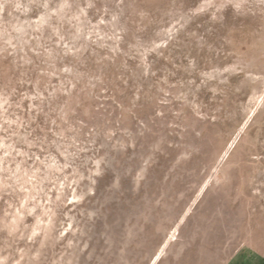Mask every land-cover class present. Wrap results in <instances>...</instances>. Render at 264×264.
Returning <instances> with one entry per match:
<instances>
[{"label":"rangeland","instance_id":"obj_1","mask_svg":"<svg viewBox=\"0 0 264 264\" xmlns=\"http://www.w3.org/2000/svg\"><path fill=\"white\" fill-rule=\"evenodd\" d=\"M264 264V0H0V264Z\"/></svg>","mask_w":264,"mask_h":264},{"label":"crops","instance_id":"obj_2","mask_svg":"<svg viewBox=\"0 0 264 264\" xmlns=\"http://www.w3.org/2000/svg\"><path fill=\"white\" fill-rule=\"evenodd\" d=\"M249 254H245V255H243V262L245 263V264H247L249 261H248V258H249Z\"/></svg>","mask_w":264,"mask_h":264}]
</instances>
